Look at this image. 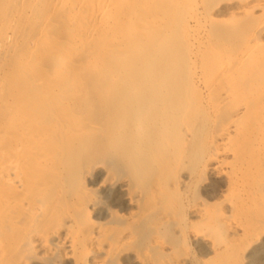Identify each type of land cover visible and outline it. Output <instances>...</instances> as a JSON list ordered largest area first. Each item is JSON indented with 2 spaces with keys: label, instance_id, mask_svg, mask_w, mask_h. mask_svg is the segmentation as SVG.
<instances>
[{
  "label": "bare ground",
  "instance_id": "bare-ground-1",
  "mask_svg": "<svg viewBox=\"0 0 264 264\" xmlns=\"http://www.w3.org/2000/svg\"><path fill=\"white\" fill-rule=\"evenodd\" d=\"M0 264H264V0H0Z\"/></svg>",
  "mask_w": 264,
  "mask_h": 264
}]
</instances>
